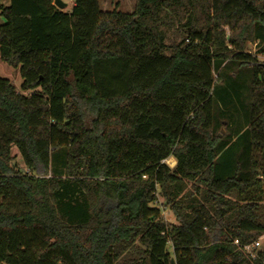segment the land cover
I'll return each instance as SVG.
<instances>
[{"label":"trees","instance_id":"trees-1","mask_svg":"<svg viewBox=\"0 0 264 264\" xmlns=\"http://www.w3.org/2000/svg\"><path fill=\"white\" fill-rule=\"evenodd\" d=\"M0 16L22 81L0 77V264H264L242 250L264 235V0H9ZM230 61L250 72L233 140L213 115Z\"/></svg>","mask_w":264,"mask_h":264},{"label":"rangeland","instance_id":"rangeland-1","mask_svg":"<svg viewBox=\"0 0 264 264\" xmlns=\"http://www.w3.org/2000/svg\"><path fill=\"white\" fill-rule=\"evenodd\" d=\"M66 4L65 9H70L71 0H60ZM105 7H119L118 10L123 12H131L134 8L135 0H100ZM116 2V3H115ZM0 3L7 6L9 0H0ZM114 3V4H113ZM114 5V6H113ZM4 20L0 16V24ZM246 51L251 54H256L257 46L255 44L247 43ZM259 60L264 62V56L259 55ZM222 65L216 67V72H220V77L215 81L213 91L214 103V118L218 121L219 129L217 133L223 136H230L233 140L236 136V131L241 132L246 128L247 108H248V89L250 83V72L244 66H238L237 62L230 61L226 68L221 70ZM229 71L235 73L229 76ZM215 72V76H216ZM0 77L8 79L17 91H21V77L19 69L14 68L0 60ZM28 94V92H24ZM216 133V134H217ZM62 153V148H58L53 156ZM12 154L15 155V162L20 169L26 170L20 155L15 147L12 148ZM61 155V154H60ZM173 160V163H171ZM53 162V161H52ZM165 163L172 168L175 165V160L170 157L165 160ZM158 206L160 208V220L166 223H177V219L173 210L164 204L162 198L158 197ZM259 247L257 250H264V238H258ZM256 250V251H257Z\"/></svg>","mask_w":264,"mask_h":264},{"label":"built area","instance_id":"built-area-1","mask_svg":"<svg viewBox=\"0 0 264 264\" xmlns=\"http://www.w3.org/2000/svg\"><path fill=\"white\" fill-rule=\"evenodd\" d=\"M261 238H264V235H261ZM234 243L237 244V241H235ZM257 247H259L258 239L250 244L244 245L242 250L247 256L254 258L256 255V250L258 249Z\"/></svg>","mask_w":264,"mask_h":264},{"label":"water","instance_id":"water-1","mask_svg":"<svg viewBox=\"0 0 264 264\" xmlns=\"http://www.w3.org/2000/svg\"><path fill=\"white\" fill-rule=\"evenodd\" d=\"M54 5L59 8V9H64L66 7V4L62 3L60 0H54ZM218 137H221L222 134L221 133H218L217 134Z\"/></svg>","mask_w":264,"mask_h":264},{"label":"crops","instance_id":"crops-1","mask_svg":"<svg viewBox=\"0 0 264 264\" xmlns=\"http://www.w3.org/2000/svg\"><path fill=\"white\" fill-rule=\"evenodd\" d=\"M100 1V0H99ZM116 3V2H115ZM114 4V3H113ZM73 6V0H71V3H70V9H71V7ZM114 6V5H113ZM100 7H101V9L102 10H111V9H113L114 7H105V6H103V4H102V2H100ZM118 8L119 7H117V10H118ZM69 9V10H70ZM62 10H65V11H69V10H66L65 8L64 9H62Z\"/></svg>","mask_w":264,"mask_h":264},{"label":"bare ground","instance_id":"bare-ground-1","mask_svg":"<svg viewBox=\"0 0 264 264\" xmlns=\"http://www.w3.org/2000/svg\"><path fill=\"white\" fill-rule=\"evenodd\" d=\"M171 163H173V160H171Z\"/></svg>","mask_w":264,"mask_h":264}]
</instances>
